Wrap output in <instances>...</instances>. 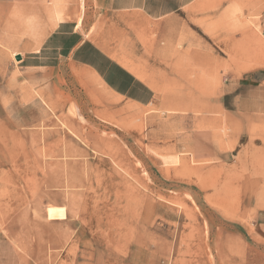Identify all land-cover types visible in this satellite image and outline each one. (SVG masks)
I'll use <instances>...</instances> for the list:
<instances>
[{
	"label": "rangeland",
	"instance_id": "obj_1",
	"mask_svg": "<svg viewBox=\"0 0 264 264\" xmlns=\"http://www.w3.org/2000/svg\"><path fill=\"white\" fill-rule=\"evenodd\" d=\"M87 5L0 0V264H264V0H205L164 28ZM55 8L153 101L37 53Z\"/></svg>",
	"mask_w": 264,
	"mask_h": 264
},
{
	"label": "crops",
	"instance_id": "obj_2",
	"mask_svg": "<svg viewBox=\"0 0 264 264\" xmlns=\"http://www.w3.org/2000/svg\"><path fill=\"white\" fill-rule=\"evenodd\" d=\"M13 1L27 4L36 3V0ZM86 2L88 9L91 10L89 12H100L103 19L109 20L113 14H118L119 16L132 17L135 22L141 19L155 23L159 28L167 27L166 25H170L168 23L179 24L189 20L190 10L195 6L198 7L199 17L205 15V10H202L205 0H86ZM54 11L55 23L51 32L41 41L37 53L46 49L45 45L51 46L57 51L58 58H69L88 69L115 96L140 106H146L153 101L154 90L142 76L121 62V57L118 59L119 56L104 46L103 42L100 45L97 39L87 37L80 30L85 22L84 19L77 22L73 16H64V10L55 8ZM71 11H69L70 14H72ZM259 20L261 37L258 38L260 39L258 48L262 51L261 57L264 62V7L260 10ZM185 26L189 28L188 24ZM29 58L42 59L40 56H25L21 61ZM29 65L35 66L40 63ZM252 71L254 70L241 72L238 76H251Z\"/></svg>",
	"mask_w": 264,
	"mask_h": 264
},
{
	"label": "bare ground",
	"instance_id": "obj_3",
	"mask_svg": "<svg viewBox=\"0 0 264 264\" xmlns=\"http://www.w3.org/2000/svg\"><path fill=\"white\" fill-rule=\"evenodd\" d=\"M118 59H119V57H118ZM113 60H114V59H113ZM121 61H122V60H121ZM125 65H126V64H125ZM127 65H128V64H127ZM129 65H130V64H129ZM128 67H129V66H128ZM131 67H132V65H131ZM131 67H130V68H131ZM131 70H134V69L131 68ZM128 71H129V70H128ZM132 72H133V71H132ZM137 74H138V73H137ZM40 98H41V97H40ZM44 100H45V99H44ZM44 100H43V101H44ZM52 166H53V165H52ZM118 207H119V206H118Z\"/></svg>",
	"mask_w": 264,
	"mask_h": 264
},
{
	"label": "water",
	"instance_id": "obj_4",
	"mask_svg": "<svg viewBox=\"0 0 264 264\" xmlns=\"http://www.w3.org/2000/svg\"><path fill=\"white\" fill-rule=\"evenodd\" d=\"M15 57H16L17 60L21 59L20 55H16Z\"/></svg>",
	"mask_w": 264,
	"mask_h": 264
}]
</instances>
